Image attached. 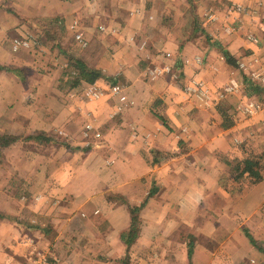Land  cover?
<instances>
[{"label": "crops", "instance_id": "1", "mask_svg": "<svg viewBox=\"0 0 264 264\" xmlns=\"http://www.w3.org/2000/svg\"><path fill=\"white\" fill-rule=\"evenodd\" d=\"M196 2L0 0V136L15 138L1 149L0 264H264L250 239L264 247V172L238 182L228 166L250 156L264 166V106L238 110L264 98L247 74L264 71L262 14L256 0ZM234 3L254 9L233 12ZM207 7L216 21L195 23ZM24 36L33 43L13 50ZM68 56L100 76L74 84ZM164 65L170 73L146 80ZM196 80L211 91L208 106L185 91ZM231 80L238 89L221 96ZM115 83L124 104L109 93ZM88 86L105 94L86 99ZM89 121L101 140L86 137ZM36 194L52 248L20 243ZM142 203L132 238L129 205ZM42 227L34 234L47 236Z\"/></svg>", "mask_w": 264, "mask_h": 264}, {"label": "built area", "instance_id": "2", "mask_svg": "<svg viewBox=\"0 0 264 264\" xmlns=\"http://www.w3.org/2000/svg\"><path fill=\"white\" fill-rule=\"evenodd\" d=\"M259 5H260L261 14H262L263 22H264V2L263 0H260ZM246 8H248V6H246L243 3H239L236 5L237 10L241 9V11H244ZM209 19L214 20L215 18L211 17L209 14ZM76 26H77V22L72 21L69 27L70 29H75ZM103 27L100 26L101 29H103ZM73 37H74V40L78 44H80V46L85 47L87 45V42L84 40L80 32H74ZM31 43H33V39L28 36H24L21 38H14L12 47H13V50H18L21 47L28 48L31 45ZM239 68L241 70H245L246 69L245 63L244 62L239 63ZM170 72H171V68L168 65H164L162 67H148L145 70V78L146 80L152 81L162 76L163 74L170 73ZM247 74L249 78L251 79V81L253 82V84L264 88V71L250 70ZM238 87H239L238 84L234 80H231L224 86L223 94H221V96L228 94V93H232L233 91L237 90ZM86 88L87 89L85 90V94L88 96L91 95L95 98H98L103 94V91L100 88H96L94 86H88ZM124 89L125 88L122 84L115 83L111 85L110 90H109L111 97L112 96L116 97L120 105L128 101V98H127V95ZM185 91L187 92V94L195 98L198 105L208 106V103L210 102L211 91L209 87L203 81L201 80L193 81L190 85L187 86ZM263 106H264V98L261 102H259L258 100H254L252 98H248V99L244 98L242 102L239 104L238 110L244 115H254L260 109H262ZM91 129H92V125L86 124L85 134H87L88 131ZM96 135H99V133L96 132Z\"/></svg>", "mask_w": 264, "mask_h": 264}, {"label": "rangeland", "instance_id": "3", "mask_svg": "<svg viewBox=\"0 0 264 264\" xmlns=\"http://www.w3.org/2000/svg\"><path fill=\"white\" fill-rule=\"evenodd\" d=\"M197 0H189V3H190V8H193V4H194V6L195 5H197V2H196ZM264 1V0H263ZM259 2H260V0H256V7H255V9L254 8H251V7H249L248 6V8H246L244 11H241V9L240 10H237L236 9V3H234V4H226L227 5V7H229V9H231L233 12H237V13H250L251 12V9H254L255 11H257L258 12V14L259 13H261V9H260V5H259ZM206 10H204V12L207 14V16H204V17H206L205 18V20H199V19H197V15H195V14H193L192 15V18H193V20H194V22L195 23H199L200 25H202L204 22L205 23H207V21H208V18H209V14L211 13H213L212 11H210L209 10V7H207V8H205ZM228 11V9L226 10V13H228L227 12ZM204 13V14H205ZM168 18H175V16L173 17V16H167ZM166 17V18H167ZM192 20V21H193ZM212 21H216V19H214V20H211L210 21V23H212ZM209 24V23H208ZM48 25L50 26V30H54L53 28H54V26L52 25V22L50 21L49 23H48ZM227 32V31H226ZM66 54V56L69 54V53H65ZM68 58H70L69 59V62H70V60H72V59H75V58H72L71 56H68ZM68 68V72L71 70V66H68L67 67ZM105 94V92L102 94V95H104ZM83 95H84V97L86 98V99H91V98H95V97H93V96H88V95H86L85 94V92H84V90H83ZM87 124H91L92 125V129L91 130H89L88 131V135L86 136V137H88V138H93V139H98V140H101V136H102V134H101V131H100V129H98L97 127H95L94 126V123L93 122H91V121H89ZM85 128V127H84ZM96 132H98L99 133V135H96ZM84 133H86V131H85V129H84ZM40 135V137H42V135L41 134H39ZM2 137H4V136H0V139H2ZM45 140V139H44ZM49 140H50V138H49ZM45 141H48V140H45ZM61 141V143H63V142H66V143H68L67 142V140H65V139H63L62 137H61V135L59 134L58 135V137H57V142H60ZM45 143H47V142H45ZM91 144V143H90ZM90 144H87V146H84V147H82V151H85V149H87L89 146H90ZM67 145V144H66ZM72 146H74V147H72V148H74L75 150H80L81 148L78 146V145H72ZM67 147L68 148H71L69 145H67ZM1 154V153H0ZM2 155L3 154H1V156H0V158L2 157ZM249 158H253L252 156H250ZM2 160H3V158H2ZM243 159H241V160H238V161H236V163L235 164H237L239 161H242ZM256 161H258V163H259V160H258V157H257V160ZM263 163V162H262ZM261 163V165L259 164L258 165V169H259V171L262 173V172H264V166H263V164ZM3 164H4V162H3ZM228 164V163H227ZM232 165V166H230V164H228V166L230 167V175L232 176V178L234 179V180H236V181H241L240 179H242L243 178V175L242 174H240V170H241V167H240V169H236V165ZM242 166V165H241ZM247 174V173H246ZM246 181H250V177L248 176V174H247V179H245ZM17 187H20V185L19 184H17ZM30 197V196H29ZM24 198H26L25 196H23V197H21V200H23V201H26V199H24ZM30 199V201H28V204H29V215H32L31 217H29V220H28V222L27 223H24V232H25V234L22 236L23 238L21 239V245H25V243H26V241L28 240V244H27V247H34V246H38L39 248H52L53 247V241H52V239H50V238H53L54 236H55V233H56V231L50 226V224L47 222H44V221H42V220H39V218L37 217V213L34 211V209H33V206L32 205H34V203H37V202H39L38 201V196H37V194L35 195V196H33V197H30L29 198ZM20 200V201H21ZM22 202V201H21ZM32 202H33V204H32ZM23 204H24V202H23ZM133 206V205H132ZM135 206V205H134ZM35 209H37V207H34ZM38 210V209H37ZM33 215L35 216V217H33ZM27 224H28V226H27ZM29 225H31L33 228H31ZM40 226L41 228H43L42 226L44 225V228H46L48 231H49V233L47 234V236H42V235H40V234H38V235H35L34 234V232H33V230H35V229H37V228H35V227H38V226ZM50 231H51V233H50ZM27 234V235H26ZM37 234V233H36ZM49 239V241H47ZM58 241V240H57ZM53 242V243H52ZM14 245H15V243H14ZM23 245V246H24ZM58 245H60V242L58 241V243L56 244V246H55V248L56 247H58ZM25 247V246H24ZM124 258H126V257H124ZM123 258V259H124ZM129 259H128V257H127V260H126V263L125 264H129Z\"/></svg>", "mask_w": 264, "mask_h": 264}, {"label": "trees", "instance_id": "4", "mask_svg": "<svg viewBox=\"0 0 264 264\" xmlns=\"http://www.w3.org/2000/svg\"><path fill=\"white\" fill-rule=\"evenodd\" d=\"M225 59H226L227 62H230L231 64L234 65L235 60H234L233 57L229 56V54L225 53ZM68 66H71V70L68 72V74L71 76L70 79H71V81H73L74 84H77L80 81H86L88 83H92L100 76V72H98V70H96L94 68L87 67L79 59L70 60ZM248 88H249L250 91H252L254 93H257V94H260L261 92L264 93V90H263L264 88L260 87L258 85H255V84H250L248 86ZM14 140H15V138H12V137H9V136L2 137V139H0V153H1V149L3 147L9 145ZM235 165H236V169H240V167H241L240 174H242V175L244 173L248 174V176L250 177V181L249 182L252 183V184L256 183V182H259L262 179V177H263V175L261 174V172L258 169V165H259L258 161L254 160L253 158H245L242 161H239ZM143 205H144V203H142L139 207L138 206H134V205L133 206L129 205L130 213L132 215V221H131V224H130V229L128 231L129 234H130V237H132V235L134 233H136V229L138 228V223H137V218L136 217H137V214L139 212V209H141V207ZM250 239H251L252 243H254L256 248H258V250L264 252V247L260 246L252 237H250ZM126 243L129 244L130 241L126 240Z\"/></svg>", "mask_w": 264, "mask_h": 264}]
</instances>
